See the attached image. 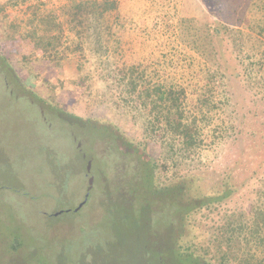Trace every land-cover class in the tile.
<instances>
[{"label": "rangeland", "instance_id": "374dc122", "mask_svg": "<svg viewBox=\"0 0 264 264\" xmlns=\"http://www.w3.org/2000/svg\"><path fill=\"white\" fill-rule=\"evenodd\" d=\"M118 1L119 43L104 67L143 64L151 82L185 87L194 104L204 63L181 43L179 21L242 25L253 0L221 14L215 0ZM42 2L57 8L67 0ZM34 15L31 0L0 10V264H190L181 258L186 242L203 244L214 224L197 205L224 185L231 195L221 212L247 208L264 180V99L244 78L233 80L241 118L243 104L259 102L250 120L233 114L235 130L216 120L200 153L166 167L160 143L112 104L116 90L101 75L108 67H90L93 76L84 79L74 60L42 59L24 26ZM232 48L220 47L229 80L243 73ZM91 177L90 196L75 211ZM179 186L182 192L169 191ZM204 260L218 264L211 255Z\"/></svg>", "mask_w": 264, "mask_h": 264}, {"label": "trees", "instance_id": "16d2710c", "mask_svg": "<svg viewBox=\"0 0 264 264\" xmlns=\"http://www.w3.org/2000/svg\"><path fill=\"white\" fill-rule=\"evenodd\" d=\"M25 1L28 0H0V10L18 7ZM31 1L35 4V15L24 21V26L45 62L61 65L74 60L84 79L93 76L90 67L98 69L109 65L112 52H116L115 45L119 43L114 22L118 0H67L57 8H48L42 0ZM215 1L221 14L243 0ZM205 4L210 6L207 1ZM245 12L242 25H234V20H226V24L201 23L196 18L179 21L181 43L204 63L201 73L206 77L205 87L198 89L194 104L187 101L185 87L151 82L143 64L104 67L102 80L108 88L116 90L115 95L110 96L112 104L130 115L134 124L142 127L145 136L160 143L165 161L162 165L168 167L171 163L176 167L178 158L185 160L200 153L205 143V128L216 120L227 121L235 130L236 127L231 126L233 114L241 121L250 120L254 109L260 107L256 99L250 101L252 105L243 104L241 111L247 117L241 118L235 108L239 102L232 90L233 80L242 82L244 78L245 86L264 99V0H253ZM225 42H231L235 59L243 70L240 77L231 73L230 80V70L222 64L225 54L220 50ZM105 72L109 78L104 76ZM260 110L262 115L258 118L264 121V104ZM241 132L239 130L238 134ZM150 182L153 186V179L150 178ZM223 187V190L212 189L209 198H205L208 200L197 205V211L205 207L204 219H211L214 224L203 244L186 242L187 251L182 252L181 258L190 264H206L204 259L208 255L218 264H264V180L247 208L221 212L219 206L231 195L225 190L226 186ZM171 190L182 192L184 188ZM198 251L200 254H195Z\"/></svg>", "mask_w": 264, "mask_h": 264}, {"label": "water", "instance_id": "95a60500", "mask_svg": "<svg viewBox=\"0 0 264 264\" xmlns=\"http://www.w3.org/2000/svg\"><path fill=\"white\" fill-rule=\"evenodd\" d=\"M87 172L88 173H90L91 172V162H88V166H87ZM93 183H94V178L93 177H91L90 179H89V187H88V189H87V193H86V195H85V199H84V201H82L81 203H80V205L78 206V208L75 210V211H79L84 205H85V203L87 202V200H88V198H89V196H90V192H91V190H92V188H93ZM63 213V211L61 212H56L55 214H53L54 216H58V215H60V214H62Z\"/></svg>", "mask_w": 264, "mask_h": 264}, {"label": "flooded vegetation", "instance_id": "af4514ba", "mask_svg": "<svg viewBox=\"0 0 264 264\" xmlns=\"http://www.w3.org/2000/svg\"><path fill=\"white\" fill-rule=\"evenodd\" d=\"M91 164H92V162H91ZM89 174V173H88Z\"/></svg>", "mask_w": 264, "mask_h": 264}]
</instances>
